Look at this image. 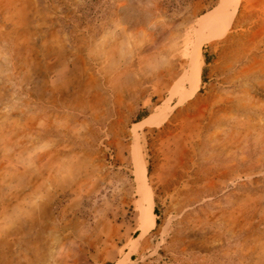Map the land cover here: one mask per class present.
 <instances>
[{
  "label": "rangeland",
  "instance_id": "rangeland-1",
  "mask_svg": "<svg viewBox=\"0 0 264 264\" xmlns=\"http://www.w3.org/2000/svg\"><path fill=\"white\" fill-rule=\"evenodd\" d=\"M0 264H264V0H0Z\"/></svg>",
  "mask_w": 264,
  "mask_h": 264
},
{
  "label": "bare ground",
  "instance_id": "bare-ground-1",
  "mask_svg": "<svg viewBox=\"0 0 264 264\" xmlns=\"http://www.w3.org/2000/svg\"><path fill=\"white\" fill-rule=\"evenodd\" d=\"M226 17H227V15L223 11L220 16L207 20L206 23H205V27L210 29V30L211 29H216V28H223L226 25V23H227ZM194 75H195L196 79L194 81L195 86L193 88V91H195L197 89L199 83L201 82L200 66H197V68L194 70ZM142 175H143L142 178H144V180H145V173H143ZM148 189H149V187H148ZM149 201H150L149 202V204H150V217L148 219V225H149L148 227L154 225V217H153L154 216V213H153V210H154L153 205L154 204H153V199H152L151 192H149Z\"/></svg>",
  "mask_w": 264,
  "mask_h": 264
},
{
  "label": "trees",
  "instance_id": "trees-1",
  "mask_svg": "<svg viewBox=\"0 0 264 264\" xmlns=\"http://www.w3.org/2000/svg\"><path fill=\"white\" fill-rule=\"evenodd\" d=\"M143 119H145V118H141L140 120H139V122L140 121H142ZM157 202V201H156ZM155 214L157 215V216H159V211H158V208H156L155 209ZM160 222H159V220L157 221V224H159Z\"/></svg>",
  "mask_w": 264,
  "mask_h": 264
}]
</instances>
